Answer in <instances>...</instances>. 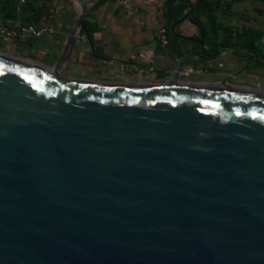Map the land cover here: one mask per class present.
<instances>
[{
	"label": "water",
	"instance_id": "1",
	"mask_svg": "<svg viewBox=\"0 0 264 264\" xmlns=\"http://www.w3.org/2000/svg\"><path fill=\"white\" fill-rule=\"evenodd\" d=\"M74 1L50 66L0 53V264H264V91L176 80L192 37L169 78L69 77Z\"/></svg>",
	"mask_w": 264,
	"mask_h": 264
},
{
	"label": "crops",
	"instance_id": "2",
	"mask_svg": "<svg viewBox=\"0 0 264 264\" xmlns=\"http://www.w3.org/2000/svg\"><path fill=\"white\" fill-rule=\"evenodd\" d=\"M92 1L82 0L84 6ZM126 1L132 2L137 6V10L130 11L121 7L118 4V0H106L89 12L87 19L91 23L92 41L95 46L99 47L102 58H96L92 55L86 37L80 39L77 36L67 71L69 77L89 80L139 77L129 76L124 72H115L114 67L104 65L101 63V59H113L117 62L129 59L140 66L153 64L158 73L168 72L174 65L178 51L181 54L193 46L188 37L194 38L193 35L197 31L195 26L185 19L173 27L174 33L179 35L182 41H178L175 44L167 42L163 47L157 43L158 28L159 24H162V20L157 21L155 15L157 12L161 15L164 0ZM223 2L225 0H219L220 5H223ZM6 4H15V0H0V12L1 10L3 11L2 15L9 11V5L7 7ZM47 5H52L55 9V15L52 20V25L55 29L54 34L49 36L42 35L37 38L26 37L24 39L1 37L0 53L30 60L47 67L51 65L63 49L74 19L78 14V7L74 0L32 1L26 4L19 13L16 12V16L13 19L3 18L0 13V27L7 26L15 20L30 23L36 27L43 26L45 22L41 21L38 15ZM215 18L223 25H226L218 18L217 14H215ZM223 35L224 33L222 32L218 33L217 42L220 41ZM231 46L237 47L241 45L239 41L233 40ZM226 47L220 48L218 54L224 52L223 49ZM250 52L255 57V64L259 66V70L252 73V75L264 82V48L261 52L259 48L257 53ZM217 55L210 60L218 59ZM221 60L228 65L227 61L229 58L223 56ZM72 64L79 69L71 70ZM149 78L152 77L150 76Z\"/></svg>",
	"mask_w": 264,
	"mask_h": 264
},
{
	"label": "trees",
	"instance_id": "3",
	"mask_svg": "<svg viewBox=\"0 0 264 264\" xmlns=\"http://www.w3.org/2000/svg\"><path fill=\"white\" fill-rule=\"evenodd\" d=\"M32 1L35 0H26L25 5ZM105 1L106 0H93L85 5L86 14L103 4ZM255 1H259L264 4V0ZM6 5L8 7L9 4ZM189 9L190 11L186 15L185 20L195 26L197 33L193 35V37L198 40V46L193 52V56H198L201 60L205 61L210 60L218 54L220 48L232 45L233 40L239 41L241 46L246 47L254 53L258 52L256 41L261 35L259 30L251 27H242L237 31H233L228 26L223 25L221 22L216 20L215 14L217 11H225L221 8L219 0H164L161 20L162 26L165 29L167 42L170 44L182 41L180 36L174 33L171 26L175 21L183 17ZM0 13L2 15L3 11L1 10ZM2 16L3 18H15L16 11L14 9V4H10L8 13L5 15L3 14ZM90 25L91 23L85 15L82 19L79 33L85 35L87 43L91 48L92 55L96 58H102L99 47L93 44ZM219 32L224 33V35L221 37L220 41L217 42ZM177 54L179 55L180 52L178 51ZM191 57L186 60H189Z\"/></svg>",
	"mask_w": 264,
	"mask_h": 264
},
{
	"label": "rangeland",
	"instance_id": "4",
	"mask_svg": "<svg viewBox=\"0 0 264 264\" xmlns=\"http://www.w3.org/2000/svg\"><path fill=\"white\" fill-rule=\"evenodd\" d=\"M222 4L221 8L225 11H217L216 14L231 30L237 31L242 27H251L260 31L261 35L256 44L261 52L264 48V4L255 0H225ZM85 15L87 18L89 13L85 12L83 17ZM231 47L224 48V52L217 55L218 59L206 60L203 73L190 77L188 80L216 82L225 78L231 85L264 91V82L252 75L259 70L253 54L244 46ZM223 56L229 58L228 65L222 62ZM77 69H79L77 66L71 65V70Z\"/></svg>",
	"mask_w": 264,
	"mask_h": 264
},
{
	"label": "built area",
	"instance_id": "5",
	"mask_svg": "<svg viewBox=\"0 0 264 264\" xmlns=\"http://www.w3.org/2000/svg\"><path fill=\"white\" fill-rule=\"evenodd\" d=\"M245 1V0H241ZM26 0H15L14 9L17 13H19L23 7L25 6ZM118 4L130 11L137 10V6H135L132 2H128L126 0H118ZM55 15V9L52 5L45 6L39 12V19L45 24L43 26L36 27L30 23H23L20 21H12L11 24L7 26L0 27V37L3 38H13V39H24L26 37L37 38L42 35H52L55 32V29L52 25V20ZM157 21H161L160 13H156ZM80 39H84V34H78ZM157 43L160 46H165L167 43L165 29L162 24H159L158 34H157ZM193 56V55H191ZM101 63L104 65L114 67V71L118 73H127L129 76H145L152 77L156 68L153 64H147L145 66H140L138 64L133 63L129 59L123 61H114L113 59H101ZM207 61L201 60L198 56H193L191 60L183 61L176 70V79L178 81H191L188 80L190 77L200 75L204 71V66Z\"/></svg>",
	"mask_w": 264,
	"mask_h": 264
},
{
	"label": "flooded vegetation",
	"instance_id": "6",
	"mask_svg": "<svg viewBox=\"0 0 264 264\" xmlns=\"http://www.w3.org/2000/svg\"><path fill=\"white\" fill-rule=\"evenodd\" d=\"M136 78H149V77L141 76V77H136ZM152 78H169V71L168 72H162V73L155 72V74L152 76Z\"/></svg>",
	"mask_w": 264,
	"mask_h": 264
}]
</instances>
